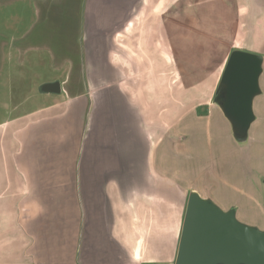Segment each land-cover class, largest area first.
Segmentation results:
<instances>
[{"label":"rangeland","instance_id":"rangeland-1","mask_svg":"<svg viewBox=\"0 0 264 264\" xmlns=\"http://www.w3.org/2000/svg\"><path fill=\"white\" fill-rule=\"evenodd\" d=\"M128 2L124 22L104 33L108 51L97 61L87 0H0V157L17 149L7 137L14 127L42 116L31 140L23 136L22 159L33 174L31 153L51 145L49 137L35 144V135L61 131L56 119L75 112L74 127L70 117L63 123L71 133L63 135L70 140L64 164L87 169V140L95 137L101 177L111 172L97 191L107 188L109 248L121 263L125 253L128 260L167 255L189 188L223 210L235 206L240 222L264 230V0ZM233 50L263 57L244 144L212 101ZM52 82L59 93L40 91ZM31 185L30 196L41 195L34 176Z\"/></svg>","mask_w":264,"mask_h":264},{"label":"crops","instance_id":"crops-1","mask_svg":"<svg viewBox=\"0 0 264 264\" xmlns=\"http://www.w3.org/2000/svg\"><path fill=\"white\" fill-rule=\"evenodd\" d=\"M126 1L87 0L85 11L87 31L90 34L89 43L95 45L93 52L98 56L97 61L102 60L108 51L103 43L104 33L115 31L117 24L125 20L129 10L127 5L130 6L131 2L126 3ZM99 32L101 34L97 35ZM53 107H47L46 111ZM40 112L44 111L40 110ZM58 113L61 112L43 114V116L52 118ZM68 114L69 127L72 128L78 116L73 111ZM222 116L221 113L219 119L222 118L230 127ZM68 117L56 119L58 120L56 126L58 125L61 131L48 129L35 135L37 140L35 144H43L45 138L49 137L51 145L49 149H44L43 153L41 149L31 153L34 162L33 174L28 169L31 165L30 160L24 162L22 159L23 140L26 139L23 136L27 135L31 140V128L42 119V116L29 121L25 119L23 121L25 123L14 127L16 132L7 136L17 149L8 147V150H4V158L0 157V264H174L185 213L183 205L185 204L186 208L191 191L198 194L199 192L189 188L184 196L181 195L184 199L179 205L180 214L174 229L175 242L166 256L144 257V254L133 253L128 260L126 256L129 254L124 251L125 260L121 263L114 249L109 248L112 243L109 235L111 225L108 213L110 207L106 198L107 188L103 185L104 193L97 191V186L104 184L106 175L111 172L107 171L104 177H101L102 160L96 153L99 144H95V137L87 140L90 141L89 147L92 145V148H87L90 156L87 169L83 168L79 171L65 166L64 158L71 133H66L63 123ZM64 133L67 134V139L63 137ZM111 157L113 158V155ZM23 168L27 171H23ZM30 172L32 177L29 178L26 173L30 174ZM75 174H77L76 178ZM33 176L41 190V195L38 194L36 197L30 196L34 188V185H31ZM74 181L78 185H73ZM99 189L102 190L100 187ZM134 195L137 198H144V194H132ZM232 207L235 206L229 205L227 210ZM100 218L103 221H96ZM39 225L41 229L38 230Z\"/></svg>","mask_w":264,"mask_h":264},{"label":"water","instance_id":"water-1","mask_svg":"<svg viewBox=\"0 0 264 264\" xmlns=\"http://www.w3.org/2000/svg\"><path fill=\"white\" fill-rule=\"evenodd\" d=\"M262 65L261 55L231 51L215 89L212 101L238 144L246 143L255 120L253 101L262 92ZM40 91L57 94L60 84L46 83ZM174 264H264V230L240 222L235 209L223 210L192 191Z\"/></svg>","mask_w":264,"mask_h":264}]
</instances>
